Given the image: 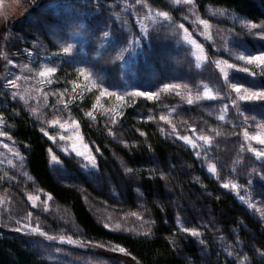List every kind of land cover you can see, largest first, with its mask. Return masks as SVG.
Segmentation results:
<instances>
[{"label": "rangeland", "instance_id": "obj_1", "mask_svg": "<svg viewBox=\"0 0 264 264\" xmlns=\"http://www.w3.org/2000/svg\"><path fill=\"white\" fill-rule=\"evenodd\" d=\"M160 12H168L170 19ZM201 20H207L208 26ZM253 23L264 25L217 6L201 11L195 0L190 4L183 0L180 4L175 0H0V106L30 118L49 143L47 159L53 178L76 187L95 222L110 231L148 236L153 218L138 176L128 171L132 168L122 157L112 151L107 156L95 147L80 117L125 146L130 110L151 123L163 139L185 146L202 170L264 225V158L249 150H264V145L251 139L264 137V100H240L232 88L236 84L242 93L244 89L264 91V67L238 59L264 52V32L251 28ZM180 24L186 32L179 29ZM142 29L148 35L142 36ZM50 68L56 72L49 73ZM157 74L163 79L150 89L136 81V77ZM168 83L179 87L164 90ZM103 88L124 100L101 96ZM141 91L158 96L149 100L132 95ZM206 91L216 98H206ZM52 120L59 123L53 125ZM0 131L11 137H0V236L21 237L53 264H138L120 252L119 245L87 237L70 209L39 188L27 166L28 146L12 135L11 124L1 114ZM61 136L67 138L61 140ZM73 144L85 155H77ZM88 157L95 158V166ZM148 166L146 172L163 177L165 195L176 208L181 229H196L199 235L194 238L200 244L211 236L225 257L248 264L238 238L228 239L211 219L193 224L192 212L197 213L201 199H192L171 178L175 166L167 170L156 158ZM182 166L190 169L186 163ZM118 172L125 181L134 173L133 207L128 205L126 184ZM225 183L228 188L223 187ZM36 228L47 236L33 231ZM68 239L74 243H67Z\"/></svg>", "mask_w": 264, "mask_h": 264}, {"label": "trees", "instance_id": "obj_2", "mask_svg": "<svg viewBox=\"0 0 264 264\" xmlns=\"http://www.w3.org/2000/svg\"><path fill=\"white\" fill-rule=\"evenodd\" d=\"M195 1L201 11L208 6H217L252 22L264 24V0ZM162 79V75L136 77L139 86L145 89L152 88L153 84ZM130 111L125 122V133L128 134L125 146L114 142L102 128H94L82 116L80 118L84 133L95 140V147L107 156L112 151L122 157L135 176H138L141 195L153 218L151 234L141 237L113 232L98 225L86 209L79 190L56 181L51 175L47 159L49 143L35 124L24 112L14 115L0 106V114L12 126V135L29 148L27 166L39 188L60 205L70 209L87 237L119 245L138 264H236L233 259L225 257L211 236L207 235L206 244H200L179 227L176 208L165 195L163 177L152 170L151 173L146 172L152 159L156 158L167 170L175 166L171 178L178 181L180 189L185 188L192 199H201L197 204V213L192 212L193 224L206 223L211 219L213 225L228 239L238 238L247 254L248 264H264V225L231 192L218 186L185 146L163 139L151 123L135 117L133 111ZM111 163L116 166L115 161L111 160ZM184 163L190 169H184ZM134 173L128 181H125L121 173H117L119 180L126 184L125 197L132 207L136 200L132 186ZM0 264L53 263L39 256L21 237L11 235L0 236Z\"/></svg>", "mask_w": 264, "mask_h": 264}, {"label": "snow or ice", "instance_id": "obj_3", "mask_svg": "<svg viewBox=\"0 0 264 264\" xmlns=\"http://www.w3.org/2000/svg\"><path fill=\"white\" fill-rule=\"evenodd\" d=\"M175 2L177 4H180L181 3V0H175ZM183 2L190 4V3H192V0H183ZM137 3H139V0H137ZM149 11H151V10H149ZM159 15L161 17H163L164 19H166V20L170 19L168 12H160ZM200 23L203 24V25H205V27L208 26V21L207 20H201ZM178 27H179V29H184V25L183 24H180ZM250 27L253 28V29L259 27L261 29V31L264 32V25H259L258 26V25H256V24L253 23V24L250 25ZM184 31L186 32L187 29H184ZM141 35L142 36L148 35L147 29H142ZM69 50H70V46L64 48V52L65 53H67ZM121 59H122V57H121ZM238 59H240V60H246L250 64L253 63V62H255L258 67H264V52H261L258 55H247V56L241 55V56L238 57ZM230 67H235V65H230ZM243 71L247 72L248 69L245 68V69H243ZM48 72L49 73H54V72H56V69L55 68H50V69H48ZM80 74L81 75H85L83 70L80 71ZM40 75L41 76H44V75H46V73L45 72H41ZM253 75H254V73H253ZM224 76H225V80L227 81L228 74L227 73H224ZM85 79H88V76L87 75H85ZM7 83L10 84V85H12L13 87L16 86L15 85V82L12 81V80H8ZM178 87H179V85L171 84V83H168V84H164L163 85L164 90H169V89L178 88ZM232 88H234L235 89V92L237 94H239V99L240 100H244V101L264 100V91L252 92V91H249L248 89H244L243 90V93H242L241 87L240 86H237L236 84H233L232 85ZM100 95L101 96H105V95L113 96V95H115L118 100H121V101L124 100V97L123 96L117 95L115 93H111V92L108 91L107 88H103L102 91L100 92ZM132 95L144 96V97H147L149 100H152V99H154V98H156L158 96V93L157 92H144V91H141V92L134 93ZM205 97L208 98V99H215L216 98V97L212 96L208 91L205 92ZM188 103L189 104H192L193 101L191 99H189L188 100ZM233 106H237L238 107V105L236 104V101H233ZM226 108H227V105H225V109ZM88 115L91 116L92 113H88ZM241 115H242V113H241ZM219 118L221 120H224L225 117L223 115H221ZM160 119L161 120H164L165 117L164 116H161ZM51 123L53 125H56V124L59 123V121L58 120H52ZM73 123H75V122H73ZM60 127H64V125L61 124ZM76 127L78 128L79 125L77 124ZM41 131L44 132L45 135H48V133L44 130V128H41ZM141 135H143V133H141ZM244 135H245L246 138H248V132L247 131H245ZM0 137H7L8 139H11V137L8 136V134L6 132H3V131H0ZM48 138L50 140H53V141L56 140V137L55 136H49ZM66 138L67 137H65V136H61L60 137L61 140H64ZM181 139H187V138L186 137H181ZM201 139H205V140H208L210 142V138L201 137ZM251 139H255L259 144L264 145V137H262L261 135L253 136V137H251ZM188 143H192V141L189 140ZM4 147H8V145L5 144ZM83 147L87 148V145H83ZM193 147H195L194 144H193ZM72 149L79 156H84L85 155V152H83L79 148H77L75 144L72 145ZM249 150L252 151L256 155L257 158H264V150H257L255 148H250ZM49 151L51 152V149H49ZM64 151H67V149H64ZM197 155L199 156V153ZM52 158H53V160H56L57 159L55 155H53ZM88 158L92 160L93 166H95V158L94 157H88ZM21 159H23V157H21ZM128 171L131 172L132 169H128ZM234 186L235 185H233V187ZM223 187L224 188H228L229 187V184L225 183L223 185ZM29 199H31V197H29ZM25 227H29V226L28 225H25ZM15 230L16 231H21L22 229L17 228ZM182 230L185 233H190V235L193 236V237H196V236L199 235V232L196 229H190V228L184 227ZM33 231L38 232L40 235L47 236V233L41 231L39 228L33 229ZM48 239L51 240V239H54V238L53 237H48ZM60 239H61V243H64L65 242V240H64L63 237H61ZM66 242L69 243V244L74 243V241H72L71 239H68ZM112 250L113 251H116L117 249H112ZM118 250L120 252H124L125 251L123 248H119V247H118Z\"/></svg>", "mask_w": 264, "mask_h": 264}]
</instances>
